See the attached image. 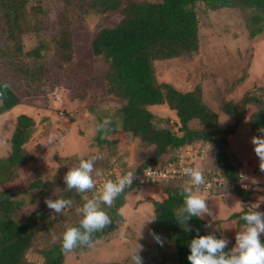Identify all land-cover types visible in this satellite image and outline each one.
I'll use <instances>...</instances> for the list:
<instances>
[{
    "label": "trees",
    "instance_id": "16d2710c",
    "mask_svg": "<svg viewBox=\"0 0 264 264\" xmlns=\"http://www.w3.org/2000/svg\"><path fill=\"white\" fill-rule=\"evenodd\" d=\"M198 2L205 4L211 10L238 9L243 13L250 39L264 34V0H159L157 3L129 0L124 7H121L123 4L120 0H63L66 9L61 11L56 20L59 38L51 56L53 65L58 64L59 58L62 65L71 63L74 58L71 51L65 52L71 49L69 45L71 32L66 25L70 23L71 18L65 12L69 8L78 9L82 17L84 14L94 17L116 11L121 15L118 23L111 27H100L89 40L92 56L106 67L101 76L103 82L98 87L99 93H96L97 96L102 97L101 99H104L102 95H105L106 99L100 100L104 101L102 103L95 102L92 97L93 90H89L87 93H76L71 98L67 96L61 101L60 107V95L57 96L56 91H53L55 88L47 83L52 81H47L45 78L48 71L45 64L40 62L28 69L21 62L20 55L17 59L5 48L0 49V59L4 66V68L0 67L2 70L0 85L7 83L9 87L5 93L6 98L0 105V116L20 105L28 91L37 92L43 88H52L54 94L52 109L56 110V120L65 119L68 126L75 123V116L82 109L91 113L93 106L102 108L98 104L107 103L106 100L121 101L120 106L113 108L109 107L108 103L104 104L106 118L98 115L97 126L105 123L103 120H106V130L98 131L94 138L97 152L104 154L101 160L96 159L94 165L96 169L101 172L108 169L109 158L114 157L112 153L117 148L118 139H125L127 143L135 141L138 143L140 151L134 158L135 161L142 159L139 163L140 171L148 166L174 160L186 145L199 142L210 145L217 151L212 176L229 183L237 182L243 172L241 167L238 168L234 161H231L228 137L234 135L243 125L249 128L252 137L261 135L258 129L264 128V86L244 94L237 101H222L220 111L232 121L226 127H222L218 115L203 101L199 86L192 91L181 92L169 83L159 82L156 77L154 66L156 62L188 58L198 54V20L194 11ZM26 3L27 0H0V20L3 23L0 33H6L5 40L11 43L12 51L20 53L21 37L24 34L37 33L43 24V10L37 8L42 15L27 13ZM79 37L80 41H87L85 34ZM41 47L45 46L40 44L39 48L31 53L40 57ZM53 68L54 66L49 68L48 72ZM244 78L245 76H242L239 80L243 81ZM22 84L27 86L26 92L20 87ZM149 107H166L174 113L175 123L171 125L170 130L152 123L155 116L148 111ZM249 107L254 108L251 113H248ZM166 121L168 125L170 119L167 118ZM34 131L35 124L30 116L27 114L17 116L15 127L7 140L9 152L0 157V185L12 183L17 178L19 170L35 160L26 149ZM141 150L149 151L146 160H143ZM73 156V166H76L81 159L95 157L93 155L79 157L76 154ZM255 171L254 173L261 172L259 167L255 168ZM95 176L94 173L93 179ZM36 183L38 181L30 186H38ZM154 186L159 188V195L156 199H146L153 206L154 220L147 230L150 239L140 242L143 247L147 243L150 245L148 250L139 253L143 258V264H154L159 259L172 260L175 264H189L187 260L190 254L189 243L197 235L209 234L206 232V222L195 217L191 218L184 227L177 222L178 210L183 205L184 185L179 186L176 183ZM220 190L228 189L223 186L215 192L218 193ZM251 190L242 191L238 185H235L230 192L246 203L252 198ZM89 193L79 194L75 190H68L46 198L70 200L77 198V202L75 201L71 208L66 209L57 218L54 213L49 214L51 210L47 208L45 201L27 216L26 203L21 199H14V197L18 198L16 193H11L9 190L0 192V264H34L26 258L27 251L33 247L32 237L38 231L43 232L47 224L49 225L47 227H52L54 220L63 215L76 213L80 217L81 214L76 209L83 205V198ZM127 194L129 197L133 196L135 188L133 186L126 188L115 199L112 207H102L110 217L111 223L93 235L94 243L119 229L123 220L120 211L125 205ZM31 203L34 204L36 201ZM249 211H252L250 207L245 208L244 212L232 214L229 219H239L244 225L241 216ZM70 227H79V220L73 222ZM152 233L163 240V246L156 243ZM61 237L62 235L55 244L41 251L44 260L41 264H63L65 252L61 250ZM260 239L264 243V237ZM167 241L173 243L171 252ZM163 251L166 253L164 254ZM225 252H229V249H225ZM168 253L171 254L167 255ZM130 260L127 256L124 262H103V264H129Z\"/></svg>",
    "mask_w": 264,
    "mask_h": 264
},
{
    "label": "rangeland",
    "instance_id": "374dc122",
    "mask_svg": "<svg viewBox=\"0 0 264 264\" xmlns=\"http://www.w3.org/2000/svg\"><path fill=\"white\" fill-rule=\"evenodd\" d=\"M120 1L123 4L121 7H124L129 0ZM131 1L157 3L159 0ZM65 6L66 4L63 3V0H27V13H40L42 15V12L37 10V8L43 10L42 27L39 26L40 30L35 34H24L21 37V53L12 51L11 43L5 40L6 33H0V49L6 48L10 50L17 59L18 55H20L22 57L21 62L28 69L40 62L45 64V68H48V71L49 68L54 66L51 72L47 71L45 78L47 81H52L47 83L55 88L53 91H56L57 96L60 95V107L61 101L67 96L71 98L76 93H87L89 90H93L92 97L93 100H96L95 102L105 100V95H102L104 99H101L102 97L100 96V98L96 93L103 82L101 76L106 67L92 56L89 40L100 27H111L118 23L121 15L116 11L94 17L90 14H84L82 17L78 9L69 8L65 12H67L71 21L66 25L70 28L72 38L69 43L71 49L65 52L71 51L74 58L71 63L65 65L60 63L59 58L57 60L58 64L53 65L51 56L54 47H57L56 44L59 38L56 20L61 11L66 9H64ZM194 11L198 20V54L188 58L156 62L154 64L156 77L159 82L169 83L181 92L192 91L196 86H199L203 101L218 115L220 125L226 127L232 121L220 111L221 102L237 101L244 94L264 86V34L250 39L246 31L243 13L238 9L221 8L211 10L205 4L198 2L194 7ZM2 25L3 23L0 20V27ZM84 34L87 41H80L79 36ZM40 44L45 47L40 48V57H38L31 52L39 48ZM0 67L4 68L1 59ZM1 72L2 70H0ZM242 76H245V78L240 81L239 79ZM20 87L24 88V92L27 91V86L22 84ZM51 89L43 88L37 92H34V90L28 91L20 105L0 116V157L6 155L9 150L7 140L15 127L17 116L27 114L33 119L35 124V131L26 147L27 151L35 157V160L21 168L17 173V178L12 183L0 185V192L9 190V192L17 194L18 198L14 197V199H21L26 203L27 216L30 212L38 209L46 198L68 191L63 177L70 168L74 167L72 164L74 154L79 157L86 156V154L96 157V155L100 154L96 150L98 148L94 140L98 133V117L106 118V111L103 109L106 108L104 104L108 103V106L113 108L120 106L122 103L121 101H113L110 98L111 100H106L107 103L98 104L102 108L93 106V113H88L89 110L82 109L79 112L82 116L76 115L75 123L71 127L68 126L69 124L65 119L56 120V110L52 109V97L54 94ZM16 92L19 93L20 91ZM80 94H77V96H80ZM102 102L104 101L98 103ZM253 110V107H249L248 113ZM148 111L155 116L152 123L156 126L170 130L171 125L175 123L174 113L166 107H149ZM167 118L170 119L168 125ZM103 122H106V120H103ZM69 128L71 129L68 130ZM239 131L240 133L237 135ZM239 131L235 132V136H237L230 144L231 161H234L238 168L241 167L247 178L251 173L253 174L250 179H247L248 183L252 185V190L250 189L252 198L244 205L246 208L250 207L252 211L264 212V179L262 180L261 174L254 173L256 172L255 170L253 171L259 165V159L253 152L254 146L250 143L252 135L249 132V128L245 125ZM49 137H56V139L49 144ZM117 142V148L112 153V156L121 160L123 156H127L131 151L135 160L134 157L140 151L138 143L136 141L127 143L125 139H118ZM195 143L200 144L199 142ZM85 144L89 147L88 151H85ZM147 152L149 153V151ZM147 152L141 150L143 160H146ZM213 162L214 157H205L203 160L198 161L197 167L202 170H209V172L214 171ZM246 164L247 166H245ZM36 181H38L36 183L38 186L31 187L30 185ZM253 181H260V183L255 184ZM177 185L182 186L181 183H177ZM57 189L61 192L56 191ZM142 189H145V187H141L137 193L147 191ZM157 189L159 188L156 187L155 190ZM225 189L228 190H220L218 193L215 192L209 196L206 194V196L199 195L207 200L209 208L213 212L212 216H208L212 220L205 218L207 221L206 232L215 235L217 238H226L229 241L226 249L230 251L235 245V235L244 230V225L239 222V219H229L232 214L242 213L236 204L241 199L230 192L231 188L226 186ZM129 198L127 194L125 196L127 206L120 211L123 220L119 225V229L113 234L106 236L103 240L95 242L92 247L80 246L76 250L65 253L63 264L124 262L127 256L131 259V255L136 249V242L142 245L140 242L150 239L148 231H144L148 223L141 230V224L138 226L135 223H140V221L144 223L145 218L146 221L152 220L153 212L151 206L147 208L142 205L132 208L136 201L134 200L128 205ZM31 201H36V203L32 204ZM72 201L73 203L77 202V198H72ZM146 203L149 202L146 201ZM257 205L258 208H256ZM59 215L57 214V218ZM15 217L18 218L17 216ZM81 218L76 213H69V216L66 214L59 219H55L53 225H51L52 227H47L49 226L47 224L43 232L38 231L32 237L33 247L26 253L27 260L34 264L43 263L41 251L55 244L60 239L63 231H65L64 229L70 227L73 222L80 221ZM213 219L216 223L213 222ZM207 225H210V229L207 228ZM139 231L140 237L144 238H139ZM261 237H264V235ZM167 242L171 252L173 243L171 241ZM147 248H150L148 243L143 247V251L148 250ZM163 253L165 254L166 251H163ZM170 254L168 253L167 255ZM129 264H132V260H130ZM154 264L175 263L172 260L162 261L159 259Z\"/></svg>",
    "mask_w": 264,
    "mask_h": 264
},
{
    "label": "clouds",
    "instance_id": "9594fccd",
    "mask_svg": "<svg viewBox=\"0 0 264 264\" xmlns=\"http://www.w3.org/2000/svg\"><path fill=\"white\" fill-rule=\"evenodd\" d=\"M8 87L7 83L0 85V105L3 104L6 98L5 93ZM97 130L105 131L106 122L99 124ZM258 132L261 135L252 137L250 143L254 146L253 152L259 159V169L261 173H264V128L258 129ZM55 139L56 137H49L48 143L51 144ZM95 162L96 157L81 159L76 166L70 168L63 177L66 189L69 191L75 190L79 194L96 190L93 174L100 176L102 173L94 167ZM183 172L189 177V186L184 185L185 187L182 190L183 205L177 214V222L182 227L186 226L187 222L193 217L203 220L205 216L213 215L207 200L199 192L200 187L206 183L202 169L199 167H185ZM134 179L135 173L129 171L116 181H105L91 198L85 197L83 205L76 209L82 217L79 221V227H69L64 231L61 237V250L69 253L78 246L92 247L94 245L93 235L102 231L111 223L110 217L102 206L112 207L115 199L126 188L132 186ZM245 179L247 177L241 174L240 180ZM253 183L259 184L260 181H253ZM242 186L247 187L246 184H242ZM56 191L61 192L59 189ZM45 204L51 210L50 215L53 213L57 215L71 208L73 201L64 198L46 199ZM236 204L241 212H244L246 208L244 203L237 201ZM256 208H258V205ZM241 219L245 222L244 230L235 235V245L229 252H225L229 244L226 238H217L213 234L197 235L189 243L190 254L187 256L189 264H264V243L260 239L264 235V212L249 211L242 215ZM153 220L144 222L140 226V230L145 223H151ZM207 226L210 227V225ZM152 235L156 243L163 246V240L155 233H152ZM139 238H142L140 237V231ZM142 250L143 246L136 242V249L131 255L132 264H143V258L139 255Z\"/></svg>",
    "mask_w": 264,
    "mask_h": 264
},
{
    "label": "built area",
    "instance_id": "2783aa9c",
    "mask_svg": "<svg viewBox=\"0 0 264 264\" xmlns=\"http://www.w3.org/2000/svg\"><path fill=\"white\" fill-rule=\"evenodd\" d=\"M197 144L198 143H191L186 145L182 150H180L179 155L174 160L164 161L163 164L156 166H148L142 171L139 170V165L135 162L133 157H131L127 162L126 160L121 161L116 157H110L108 169L102 171L100 176L94 177L96 190H99L105 181H116L120 176L128 173L129 171L135 173V179L133 180L132 184L135 189H139L143 186L150 187L158 184L162 186L167 184L181 183L182 185L189 186V177L184 174L183 169L185 167H197L199 160H203L205 157H214L217 152L216 149L210 145L203 143ZM103 156V154H99L96 157L98 160H101ZM202 171L206 181V183L199 189V192L202 195H208L225 185L231 189L235 185H238L242 191H248L251 189L252 185L251 183H248V178L243 181L240 180L241 174L247 177L244 172L239 175V180L237 182L229 183L216 176H212L211 173L213 171ZM242 184H246L247 187H243ZM96 190L90 192L87 198H91L95 194ZM83 202H85V198H83Z\"/></svg>",
    "mask_w": 264,
    "mask_h": 264
},
{
    "label": "crops",
    "instance_id": "0c3cea01",
    "mask_svg": "<svg viewBox=\"0 0 264 264\" xmlns=\"http://www.w3.org/2000/svg\"><path fill=\"white\" fill-rule=\"evenodd\" d=\"M79 115H81V114H79ZM82 116V115H81ZM240 128L241 127H239L238 129L240 130ZM236 130V132L237 131H239V130ZM239 133H240V131L238 132V134L237 135H239ZM236 135V136H237ZM235 133H234V135H231L230 137H228V140L230 141V144H232V142H233V139H235ZM88 145L87 144H85V151H88ZM91 153V152H90ZM87 155V154H86ZM131 157H133V154H131V151L129 152V154H127V156L125 155V156H123L122 157V159H121V161H123V160H126V162L127 161H129L130 160V158ZM140 162H141V160H139ZM136 163H138V161H135ZM245 166H247V164L245 165ZM256 166V165H255ZM254 166V167H255ZM259 167V165H257L256 166V168H258ZM255 170V168L253 169V171ZM261 174V175H260ZM251 175H253L252 173L248 176V178L250 179V176ZM259 175L260 176H262L261 178H262V180H263V176H264V174L263 173H261V172H259ZM252 179V178H251ZM255 180H256V178H254ZM155 186H153V187H145V189H142V190H147L146 192H140L139 194L137 193V191H139V189L137 190H135L136 192H135V194L133 195V197H130L129 199H128V205L129 204H131L132 203V201H136V203L132 206V208H137V207H140V206H142V205H145V207H147V208H149L150 206L152 207V212H153V206L151 205V203L149 202V203H146V199L147 198H151V199H156L157 198V196L159 195V189H157V190H155ZM213 193H215V192H213ZM226 193H229V192H226ZM198 194H200L199 192H198ZM212 194V193H211ZM210 194V195H211ZM262 199V198H261ZM126 202H125V205H124V207L121 209V210H123L124 208H126ZM126 210V209H125ZM126 212V211H125ZM153 218V217H152ZM205 218H209V219H211L210 217H208V216H206ZM205 218L203 219L206 223H207V221L205 220ZM141 219V218H140ZM140 219H138L139 221H140ZM137 220V221H138ZM212 220V219H211ZM214 220V219H213ZM145 221H146V218H145ZM144 221V222H145ZM213 222H215V220L213 221ZM135 224H137L138 226H140V224L142 225L143 223L140 221V223H135ZM146 224V223H145ZM149 224L150 223H148V226H149ZM148 226L145 228V230L144 231H147L148 230ZM144 228V227H143ZM207 228L208 229H210V227H208L207 226Z\"/></svg>",
    "mask_w": 264,
    "mask_h": 264
}]
</instances>
